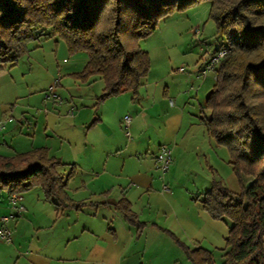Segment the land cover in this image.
Here are the masks:
<instances>
[{
	"label": "crops",
	"instance_id": "1",
	"mask_svg": "<svg viewBox=\"0 0 264 264\" xmlns=\"http://www.w3.org/2000/svg\"><path fill=\"white\" fill-rule=\"evenodd\" d=\"M48 39L55 37L34 41L38 43L34 49ZM57 47L62 48L60 44ZM200 71L199 76L207 75ZM72 74H76L72 69L56 65L54 77L59 81L45 97L48 105L44 111H35L33 119L32 109L20 110L18 123L6 124L0 155L13 157L46 149L50 157L68 167L69 171L61 170V166L57 171L68 197L82 206L63 209L46 199L41 188L33 187L20 194L24 209L19 211L0 192V220L6 218L0 225L11 231L10 241L0 240V264H180L175 253H182L189 263L180 245L190 250L207 248L203 245L208 236L202 223L208 220L199 210L187 213L173 198L176 187L171 185V178L178 163L183 165L205 154L203 146L214 150L203 120L209 117L204 104L215 80L207 87L205 79L195 93V102L190 101V93L178 90L189 78L174 74L169 80L149 70L135 96L125 92L97 103L103 82L92 77L85 82L90 91L87 103L79 106V101L72 103L68 92L78 83ZM61 81H66L67 91ZM189 83L192 88L193 80ZM205 86L202 103L198 92ZM75 88L73 93L80 89L78 84ZM64 92L70 97L68 105L56 106L54 95ZM125 116L130 117L129 136L123 125ZM1 118L5 117L0 114ZM203 132L205 136L200 138ZM162 145L169 148L172 161V168L164 176L154 165V156ZM121 201L129 204L137 224H141L139 229L125 220L119 209ZM123 222L135 226L134 232L120 235ZM116 224L122 229L119 233ZM143 228H156L159 233H144ZM169 254L172 257L160 260Z\"/></svg>",
	"mask_w": 264,
	"mask_h": 264
},
{
	"label": "trees",
	"instance_id": "2",
	"mask_svg": "<svg viewBox=\"0 0 264 264\" xmlns=\"http://www.w3.org/2000/svg\"><path fill=\"white\" fill-rule=\"evenodd\" d=\"M199 1L0 0V71L24 56L31 42L57 37L68 54L87 53L84 68L71 77L100 78L97 103L125 92L135 96L150 70L140 40L155 31L162 16ZM206 1L225 41L219 49L227 53L213 70L215 83L204 104L209 117L203 122L208 137L226 149L241 189L235 194L213 181L200 202L212 219L232 222L222 264H264V0ZM60 166L44 148L0 155V192L9 198L39 187L59 207L79 209L82 204L66 193ZM243 177L251 178L248 185ZM119 209L140 228L127 202ZM180 246L191 264L212 263L210 252Z\"/></svg>",
	"mask_w": 264,
	"mask_h": 264
},
{
	"label": "rangeland",
	"instance_id": "3",
	"mask_svg": "<svg viewBox=\"0 0 264 264\" xmlns=\"http://www.w3.org/2000/svg\"><path fill=\"white\" fill-rule=\"evenodd\" d=\"M41 42H39L41 47L39 49H34L35 45L38 44L37 42H31L28 45V52L24 56L18 59L15 64L9 65L0 71V114L5 117L1 118L0 121L11 118L12 122L17 124L21 117L20 110L25 108L32 109L31 119H33L35 111H44L43 107L48 105L45 97L50 94L54 84L59 81L57 77H54L56 65L60 69L63 67L70 68L73 72L79 73L88 60L87 53L84 51L68 54L64 42L57 37H55V40L48 39ZM59 44L62 46L61 49L57 47ZM139 44L141 49L148 53L152 75H162L171 80L176 74L193 80L192 88H190L188 80L186 84L180 85L178 90L184 94L190 93V101H195L197 98L195 93L199 91L205 79H207V87L208 83L210 84L215 80L214 71L208 72L206 76H199V71L209 60L210 53L213 50H218L221 45L225 44V41L217 35L215 24L210 18V2L203 0L182 10L174 9L166 16H162L157 22L155 31L145 39L140 40ZM35 58L37 59L36 63ZM63 59L65 60L63 61ZM47 68L49 69L48 72L46 71ZM179 68H183V73L176 71ZM69 80L68 82L73 84V79L69 78ZM74 80L78 82L80 89L77 93H73L76 91V84L75 86L72 85V88L68 91L72 96V103L76 100L79 101L77 103L79 106L80 104L85 105L87 95L90 92L87 89L88 86L85 82ZM95 80L102 84V81L97 77H95ZM65 84L66 81H61L60 85L67 91ZM207 87L205 86L198 92V94H201L202 103L206 97L204 93ZM69 94H65V92L60 95L55 94L52 100L57 104L56 106H59V104L68 105ZM196 119L194 122H199V119ZM4 132L5 129L0 132V153L4 150L2 141L5 136ZM203 136H205L204 132L199 134L200 138ZM6 140L9 142L10 138ZM212 145L214 150L205 145L203 146L207 150L205 154H198L197 157H192L183 165L178 163L175 166V174L173 173L174 176L171 178L173 180L171 185L176 187L173 198L184 207L187 213L194 214L198 213L199 210L208 220L206 223L203 219L204 222L202 223L203 233L208 236L203 241V245L207 248L203 250L210 252L212 255L211 264H222L224 252L227 250L225 239L232 222L227 217L212 219L204 211L200 201L213 181H221L229 191L235 194H238L241 188L233 173L232 166L229 164L226 149L221 145H217L214 141ZM170 168H172V163L167 172ZM63 169L69 171L66 166H61V170ZM167 172L162 175L164 176ZM242 180L245 185H248L251 178L243 177ZM122 224L124 229L122 233H119L122 231L121 227L115 225L117 233L120 235L126 234L128 230L134 232L135 226L124 222ZM150 227L152 226L150 225ZM157 230L156 228L148 231L144 229L143 232L158 234ZM175 254L174 257L179 261L178 263L191 264L188 259L189 263H187L182 253L180 255ZM172 255L164 256L160 260H167Z\"/></svg>",
	"mask_w": 264,
	"mask_h": 264
},
{
	"label": "built area",
	"instance_id": "4",
	"mask_svg": "<svg viewBox=\"0 0 264 264\" xmlns=\"http://www.w3.org/2000/svg\"><path fill=\"white\" fill-rule=\"evenodd\" d=\"M225 49H219L214 54H210L209 60L206 62L202 70L200 71L201 75H206L208 72L213 71L218 65L219 62L222 60V58L226 54ZM179 72H182L183 69H178ZM12 122L11 118H7L6 120L0 121V131H2L6 124ZM130 123V117L125 116L123 118V125L126 129V135L129 136L128 133V127ZM171 164V156H170V150L167 146H159L156 155L154 156V165L158 171H160L161 174H164L169 169V166ZM22 198L20 194H13L8 198L9 204L12 208L18 209L19 211H22L24 207L20 204ZM2 222L6 221V218H2ZM11 239V231L7 228H5L3 225H0V240L2 241H10Z\"/></svg>",
	"mask_w": 264,
	"mask_h": 264
}]
</instances>
